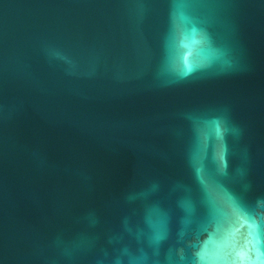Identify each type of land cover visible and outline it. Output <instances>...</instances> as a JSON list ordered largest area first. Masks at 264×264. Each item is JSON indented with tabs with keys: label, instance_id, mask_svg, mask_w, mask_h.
Masks as SVG:
<instances>
[{
	"label": "water",
	"instance_id": "water-1",
	"mask_svg": "<svg viewBox=\"0 0 264 264\" xmlns=\"http://www.w3.org/2000/svg\"><path fill=\"white\" fill-rule=\"evenodd\" d=\"M0 264H264V0H0Z\"/></svg>",
	"mask_w": 264,
	"mask_h": 264
}]
</instances>
